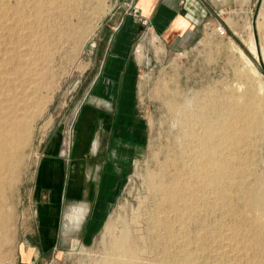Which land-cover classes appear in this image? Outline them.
<instances>
[{
    "label": "rangeland",
    "instance_id": "obj_1",
    "mask_svg": "<svg viewBox=\"0 0 264 264\" xmlns=\"http://www.w3.org/2000/svg\"><path fill=\"white\" fill-rule=\"evenodd\" d=\"M128 11L123 0H0V65L21 66L19 76L13 75L15 95L29 99L33 116L15 181L6 190L8 217L3 231L0 227L6 242L0 244V264H116L121 259L132 264H264V241L252 234L261 230L260 213L245 201L250 189L264 183V126L253 146L241 151L249 160L244 166L248 188L238 187L231 203L185 220L187 210H176L157 187L169 184L191 162L177 108L185 99L207 87L223 94L237 91L242 100L255 95L264 115V0L251 9L224 12L203 26L187 49L166 51L154 45V53L148 54L143 49L150 46L137 42L134 55L141 46L140 61L152 57L149 65L140 62L137 77L138 107L146 121L143 150L130 164L118 195L108 199L101 224L67 230L69 239L57 247L37 245L32 191L38 165L50 141L73 136L70 117L85 92L93 90L90 85ZM219 24L226 29L224 35L216 31ZM147 40L152 43L151 37ZM95 208L93 204L92 211ZM125 235L133 251L129 257L116 249Z\"/></svg>",
    "mask_w": 264,
    "mask_h": 264
},
{
    "label": "crops",
    "instance_id": "obj_2",
    "mask_svg": "<svg viewBox=\"0 0 264 264\" xmlns=\"http://www.w3.org/2000/svg\"><path fill=\"white\" fill-rule=\"evenodd\" d=\"M258 1L123 0L129 11L100 63V73L90 85L93 90L85 92L70 117L73 136L47 144L34 176L37 245L57 247L69 239L71 230L101 224L108 199L118 195L130 164L143 150L146 121L138 107L137 77L140 62L149 65L152 57L140 61L141 46L134 55L137 42L150 46L143 49L148 54L154 53V45L166 51L187 49L207 23L224 12L251 9ZM75 207L88 213L79 227L67 231L66 216Z\"/></svg>",
    "mask_w": 264,
    "mask_h": 264
},
{
    "label": "bare ground",
    "instance_id": "obj_3",
    "mask_svg": "<svg viewBox=\"0 0 264 264\" xmlns=\"http://www.w3.org/2000/svg\"><path fill=\"white\" fill-rule=\"evenodd\" d=\"M34 14L36 16L37 13ZM253 50L256 51V49ZM6 65L7 62H2L0 65V70H3L0 78V227L2 231L5 228L4 224L7 222L6 219L8 217L5 210L7 201L6 190L15 181L24 149L29 142L33 118L29 112V99L27 97L18 99L17 95H15L17 85L13 75H18L22 72L21 66L7 69ZM207 88L202 92H194L193 95L196 93L194 97L189 95L192 98L185 99L182 104L177 106L182 114L183 133H185V137L190 142L185 148L186 153L190 154L191 162L189 165H185L184 171L179 169V172L176 175L174 174L175 176L173 175V179L170 178L172 179L171 181L169 179V184L157 186L158 191L163 192L165 199L174 205L176 210L180 207L184 211L187 210L183 215L185 220L196 218L197 215L195 216V214L208 208L212 209L224 203H231L234 191L238 187L244 186L248 188L244 180L246 176L244 166L247 165L246 163L249 160L241 151L246 145L256 141L258 133L260 134L263 131L264 126L263 110L258 103L260 100L258 101L257 99V102V97H254L255 93H253V98L242 100L240 98L241 94L237 95H240V97L235 95L237 91L233 95L230 91V94L228 92L223 94L224 92L221 93L217 88ZM242 93L244 94L245 92ZM181 97H183V94ZM173 104L172 107H175V99ZM183 141L186 142L185 140ZM179 157L177 160L181 159ZM250 190V194L245 198V201L251 209L260 213L257 219L261 229L260 232H253L252 234L255 236L254 233H256L255 238L257 241H264V183L260 182L259 185ZM208 195H211L212 200L207 197ZM199 201H202L200 206L197 204ZM194 206L197 209L192 210L191 208ZM170 207L169 205L168 208ZM174 207L173 210L176 211ZM86 211L84 207L79 209L75 207L71 211H67V230L79 227L88 213ZM127 238V235H125L118 240L116 249L121 256L129 257L133 255V251L128 244ZM4 242H6V237L0 238V244ZM121 260L116 264H129L131 262L129 260V263ZM115 262L116 260H114V264ZM133 263L135 264V262Z\"/></svg>",
    "mask_w": 264,
    "mask_h": 264
},
{
    "label": "built area",
    "instance_id": "obj_4",
    "mask_svg": "<svg viewBox=\"0 0 264 264\" xmlns=\"http://www.w3.org/2000/svg\"><path fill=\"white\" fill-rule=\"evenodd\" d=\"M135 12H137V10L135 9ZM216 31L221 34L224 35L226 33V29L223 25L219 24L216 26Z\"/></svg>",
    "mask_w": 264,
    "mask_h": 264
}]
</instances>
